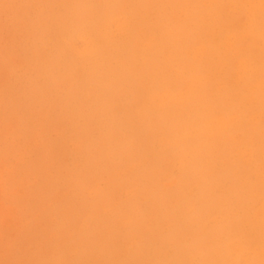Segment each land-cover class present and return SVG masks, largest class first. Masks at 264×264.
<instances>
[{"label":"rangeland","instance_id":"374dc122","mask_svg":"<svg viewBox=\"0 0 264 264\" xmlns=\"http://www.w3.org/2000/svg\"><path fill=\"white\" fill-rule=\"evenodd\" d=\"M0 264H264V0H0Z\"/></svg>","mask_w":264,"mask_h":264}]
</instances>
